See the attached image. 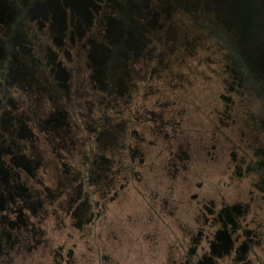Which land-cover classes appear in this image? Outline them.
Returning <instances> with one entry per match:
<instances>
[{
	"label": "rangeland",
	"instance_id": "obj_1",
	"mask_svg": "<svg viewBox=\"0 0 264 264\" xmlns=\"http://www.w3.org/2000/svg\"><path fill=\"white\" fill-rule=\"evenodd\" d=\"M91 1L67 0L75 12L87 11ZM163 1L125 2L131 5L129 16L119 18L116 13L124 12L111 13L118 30L114 38L112 32L111 38L103 39L109 50L119 45L139 52L147 64L157 65L156 72L149 71L152 67L147 72L135 70L130 78H124V86L123 82L116 84L113 91L101 84V68L91 70L98 97L111 92L114 101L109 111L127 118L132 130L120 144L107 150L116 159L110 166V185L83 187L90 198L105 194L119 199L102 213L103 224L88 230L74 225L66 210L69 195L65 190L70 185L61 182L60 171L49 158L52 146L45 147L49 162L46 171L38 175L50 189L63 191L54 204L46 206L42 223L49 253L66 254L76 242L80 248L85 244L96 248L95 241H106L115 243V252H108L122 264H173L179 240L193 244L192 238L201 236L198 245L211 249L210 241L216 240L222 224L218 213L229 206L236 207L233 221L226 220L231 248L215 254L212 264H264V186L259 183L260 172L251 169L253 162L264 158L263 108L234 83L225 48L199 26L195 11L187 6L192 0L173 3L175 9L169 15L155 14L154 4L160 6ZM94 28L89 26L92 32ZM109 50L100 55L104 70L111 69V56L119 55ZM23 93L24 98H41L46 105L52 104L37 88H25ZM132 143L140 145L139 155L129 152L127 146ZM66 154L67 165L80 168L83 154ZM247 166L251 168L247 170ZM133 177L140 191L134 190ZM81 179L77 176L71 188ZM34 184L36 189L44 187ZM0 192L5 191L2 188ZM144 195L152 197L151 204ZM35 197L33 192L20 198L7 197L0 206V230L16 218H25ZM162 198L168 200L165 213L169 226L153 212L154 200L159 204ZM23 223L21 244L32 248L22 259L27 264H42L43 252L31 253L42 241L41 220L30 217ZM244 241L246 248L238 253ZM45 258L44 264H55L52 256Z\"/></svg>",
	"mask_w": 264,
	"mask_h": 264
},
{
	"label": "flooded vegetation",
	"instance_id": "obj_2",
	"mask_svg": "<svg viewBox=\"0 0 264 264\" xmlns=\"http://www.w3.org/2000/svg\"><path fill=\"white\" fill-rule=\"evenodd\" d=\"M122 2L92 0L87 11L75 12L67 0H0V189L5 191L0 192V206L7 197L20 198L28 192L36 196L28 204L29 213L25 218H16L0 230V264H27L22 256L32 247H24L21 237L26 226L23 222L30 217L41 220L39 233L42 241L35 250L31 249V253L43 252L42 264L46 256H52L55 264H122L110 254L115 252V243L106 241H95L96 248L88 244L80 248L76 242L66 254L49 253L42 223L47 213L46 206L54 204L63 191L50 189L38 175V172L46 171L49 161L44 155L45 147L50 145L54 152L49 158L55 161V170L60 171L61 182L70 185L65 190L69 195L66 210L75 220L74 225L81 230H88L90 226L97 228L104 219L102 213L119 200L115 195L105 197V194L100 198H90L91 194L83 190L84 185L88 189L98 183L110 185V166L116 159L115 154L107 150L116 147L129 132L132 133L127 118L109 111L114 101L111 92H108L109 96L98 97L91 81V70L101 68V84L113 91L116 84L123 82L124 86V78H130L135 70L147 72L151 67L150 72L158 70L157 65L147 64L145 57L138 55L139 52L132 53L119 45L113 51L104 44V37L111 38L109 33L113 32L112 38L116 36L111 13L117 11L115 7ZM172 3L170 6L154 4L153 11L169 15L175 9ZM187 6L195 11L194 17L198 19L199 26L225 48L229 68L236 79L234 83L255 98L264 111V68L255 70L249 61L246 65V60L239 53V50L243 51L245 37L234 22L225 11H219L205 2L194 4L192 1ZM90 25L95 26V31L89 29ZM260 31V40L264 45V28ZM108 50L118 51L119 55L111 56V69L104 70L100 55ZM252 50L255 52V49ZM31 87L44 91L52 102L51 106L41 98H24L25 88ZM261 123L264 126V117ZM127 148L131 155H139L141 147L132 143ZM66 151L83 154L80 168L67 165ZM253 165L252 168L247 166V170L251 168L260 172L259 183L264 186V168L260 170L264 166V158L253 162ZM132 172L136 173L134 169ZM79 175L81 183L71 188L72 181L75 182ZM135 179L132 178L133 188L140 191ZM127 181L131 182V178ZM34 182L42 183L44 187L36 189ZM144 197L151 204L152 197ZM154 201V214L160 222L169 226L165 213L168 211V200L162 198L159 204ZM234 210L236 207L227 206L218 213L222 228L217 229L216 240L210 241V250L204 244L201 247L198 245L201 236L193 237V244L179 240L173 264H212L215 254L221 255V250L231 248L226 220L233 221ZM244 232L249 234L245 229ZM246 243L244 241L238 247V253L244 251Z\"/></svg>",
	"mask_w": 264,
	"mask_h": 264
},
{
	"label": "water",
	"instance_id": "obj_3",
	"mask_svg": "<svg viewBox=\"0 0 264 264\" xmlns=\"http://www.w3.org/2000/svg\"><path fill=\"white\" fill-rule=\"evenodd\" d=\"M123 1L124 2L116 6L114 9L124 12H117V17L119 18L122 17V15L125 17L129 16L128 7H131V5H125V2L131 3L132 0ZM180 1L181 0H164L162 4L170 6L172 2ZM204 2L207 3V5L216 7L219 11H225L227 16L230 17V20L234 22L233 24L239 30L241 35L245 37L242 41L243 51L239 50V53L244 60H246V65H248L247 61H249L254 66L255 70L263 69L264 45L260 40V30L264 28V0H205ZM204 2H199L198 0L193 1L194 4ZM114 21L115 19L113 22ZM113 22L111 23L114 25L112 26L116 32L118 26L115 25L116 22ZM252 48L255 49V52Z\"/></svg>",
	"mask_w": 264,
	"mask_h": 264
}]
</instances>
